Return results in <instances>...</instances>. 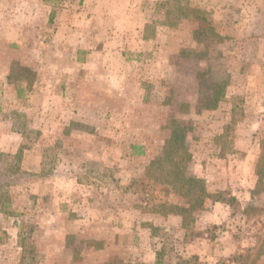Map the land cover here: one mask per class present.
Here are the masks:
<instances>
[{"label":"rangeland","instance_id":"1","mask_svg":"<svg viewBox=\"0 0 264 264\" xmlns=\"http://www.w3.org/2000/svg\"><path fill=\"white\" fill-rule=\"evenodd\" d=\"M0 139V264H264V0H0Z\"/></svg>","mask_w":264,"mask_h":264},{"label":"trees","instance_id":"2","mask_svg":"<svg viewBox=\"0 0 264 264\" xmlns=\"http://www.w3.org/2000/svg\"><path fill=\"white\" fill-rule=\"evenodd\" d=\"M192 11L196 13V10L192 9ZM217 100L218 97L213 98L208 107L215 108ZM170 128L171 136L163 147L162 154L149 163L146 175L151 176L148 174L149 172L165 171L167 173L165 178L171 186L172 191L187 200L188 207L181 209L182 214L192 211V209H202L206 200L219 202V197L208 193L201 180L185 176L183 163L189 160L190 155L183 144L184 128L178 123H173ZM132 148L135 149L136 147ZM137 148L140 150L139 154H143L141 147ZM1 157H9V159H13L15 162L5 163V167L0 169V185L17 181L28 174L26 171H23L20 165L22 151L12 156L0 154ZM152 177L155 180L160 179V175H157V177L153 175Z\"/></svg>","mask_w":264,"mask_h":264},{"label":"crops","instance_id":"3","mask_svg":"<svg viewBox=\"0 0 264 264\" xmlns=\"http://www.w3.org/2000/svg\"><path fill=\"white\" fill-rule=\"evenodd\" d=\"M4 141L2 140V139H0V150L1 151H5V144L3 143ZM8 147V146H7ZM11 147V146H10ZM8 149H10V148H8ZM8 149H6V150H8Z\"/></svg>","mask_w":264,"mask_h":264}]
</instances>
